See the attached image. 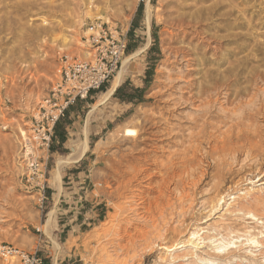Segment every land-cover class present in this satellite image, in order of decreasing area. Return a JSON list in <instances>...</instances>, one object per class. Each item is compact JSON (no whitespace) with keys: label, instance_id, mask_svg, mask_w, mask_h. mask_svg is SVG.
I'll use <instances>...</instances> for the list:
<instances>
[{"label":"rangeland","instance_id":"374dc122","mask_svg":"<svg viewBox=\"0 0 264 264\" xmlns=\"http://www.w3.org/2000/svg\"><path fill=\"white\" fill-rule=\"evenodd\" d=\"M263 1L0 0V244L47 264L50 254L69 264L73 246L93 264H264ZM200 9L209 18L197 24ZM102 23L135 46L108 87L120 71L119 85L143 87L154 65L146 101L112 97L66 114L64 150H37L40 189L21 131L56 83L60 56L89 58L85 38ZM72 217L92 218L56 235Z\"/></svg>","mask_w":264,"mask_h":264},{"label":"built area","instance_id":"2783aa9c","mask_svg":"<svg viewBox=\"0 0 264 264\" xmlns=\"http://www.w3.org/2000/svg\"><path fill=\"white\" fill-rule=\"evenodd\" d=\"M92 49L89 58L63 53L59 58L58 79L51 91L33 114L35 154L27 157L28 179L31 184L44 189L45 171L38 162L37 150H48L53 142L57 123L78 99H86L109 83L122 67L128 51L127 33L109 23L99 25L96 34L85 38ZM25 149V154H26ZM0 257L17 258L18 264H45L37 251L28 252L10 245L0 244Z\"/></svg>","mask_w":264,"mask_h":264},{"label":"trees","instance_id":"16d2710c","mask_svg":"<svg viewBox=\"0 0 264 264\" xmlns=\"http://www.w3.org/2000/svg\"><path fill=\"white\" fill-rule=\"evenodd\" d=\"M143 9H144V3L141 2L139 4L138 11H137L138 15H140L143 12ZM137 27H138V23L136 19H134V21L132 22L131 28L129 30L130 37L134 35V31ZM153 36H154L155 42L150 47V50H153L154 48H156L155 46H157L158 44V37L156 35H153ZM134 49H135V46L132 44H129L128 51L130 52V51H133ZM153 66L146 70L145 86L138 87V86H135L130 80H126L124 83L117 86L112 96L118 99L122 103L132 104L134 106L139 103L145 102L146 101L145 93L150 86L152 76L154 74ZM108 88H109L108 84H106L102 87L100 91L105 92L108 90ZM68 113L69 111L66 112L67 115ZM64 117L56 125L53 142L50 146V149L52 150V152L63 151L65 147V143L68 140V131L62 122L64 120ZM104 214H105V211L102 212V214L100 215V218H103Z\"/></svg>","mask_w":264,"mask_h":264},{"label":"bare ground","instance_id":"6f19581e","mask_svg":"<svg viewBox=\"0 0 264 264\" xmlns=\"http://www.w3.org/2000/svg\"><path fill=\"white\" fill-rule=\"evenodd\" d=\"M220 1V0H219ZM222 1V0H221ZM218 2V1H217ZM217 2H216V4H217ZM264 2V1H263ZM220 3V2H219ZM218 3V4H219ZM215 4V3H214ZM213 4V5H214ZM222 4V3H221ZM183 5H185V4H183ZM212 6V5H211ZM211 6H209L208 7V10H210L209 12H208V10L206 11V12H208V14L209 13H212L211 11L212 10H215V8L216 7H213L212 9L210 8ZM215 6V5H214ZM221 7V6H220ZM202 9V8H201ZM201 9L197 12V10L195 11L196 13H192L193 15H192V17H194V19L197 21V24L198 23H200V22H202L203 21V19L205 20V18H203L204 16H206V14L205 15H201ZM203 10V9H202ZM218 10V9H217ZM214 13V12H213ZM149 14V13H148ZM230 11L229 12H227V13H224V12H221V14H220V17L224 20V21H226V22H228L230 19ZM189 15V14H188ZM215 15V14H214ZM183 16H186L187 17V15L186 14H183L182 15V17ZM203 16V17H202ZM209 16H211V15H209ZM181 17V18H182ZM207 18L206 19H208L209 17L208 16H206ZM192 21V20H191ZM190 21V22H191ZM189 22V23H190ZM193 23V22H192ZM231 26H234V25H243V23L240 21V20H237L235 23H232V22H230L229 23ZM44 32V31H43ZM17 33V32H16ZM237 35H239V36H241V37H245L242 33H240V34H237ZM65 44V43H64ZM147 46V45H146ZM145 46V47H146ZM258 50V49H257ZM259 51V50H258ZM88 55V54H87ZM127 60V59H126ZM246 60V59H245ZM124 61V60H123ZM124 70V69H123ZM121 77H122V72L120 71L117 75H116V77L114 78V80H113V82H112V84L110 85V87L108 88V90L107 91H105V92H103V96L100 98V102H103V101H105V100H107V99H109L110 98V96L112 95V93L114 92V90L117 88V86L119 85V83H120V80H121ZM28 126H29V130H22L21 131V136H22V140H21V142H22V145H23V148L24 149H26V154H25V159L27 160V157H29V155H31V154H35L36 152H35V149L38 147V145L36 144V143H34V138L32 139V136H34L35 135V130H33V122L31 121V122H29L28 123ZM125 136H133V137H135V136H137V131L136 130H134V129H132V128H128V129H126V131H125ZM247 215L249 216V217H252V218H254V219H260V218H258L257 217V214H255L254 212H248L247 213ZM261 223L262 224H264V220H262L261 221ZM195 235V234H194ZM263 237V236H262ZM249 240H251L253 243H255V244H257V245H259V244H261V242L259 241V240H256L255 238H253V239H249ZM150 243V242H149ZM152 244H157V242L155 241V242H153V243H150V244H148L146 247H145V251H149L150 249H151V247H152ZM233 244H234V242H233ZM158 246H160L159 244H158ZM227 245H224L223 247H226ZM161 247V246H160ZM166 250H168V251H171L172 249L171 248H169V247H166V246H163ZM222 247V248H223ZM112 255V254H111ZM140 256H142V254L140 255ZM111 257V256H110ZM12 259H15V258H12Z\"/></svg>","mask_w":264,"mask_h":264},{"label":"crops","instance_id":"0c3cea01","mask_svg":"<svg viewBox=\"0 0 264 264\" xmlns=\"http://www.w3.org/2000/svg\"><path fill=\"white\" fill-rule=\"evenodd\" d=\"M101 93H103V92H101ZM113 93H112V95H113ZM112 95L110 98L113 97ZM98 96H99V92H94L90 96H88L86 99H78L76 101V103L73 104L68 109L69 113H70V111H72V113L77 114V117H78V115L80 114V111H83L85 108L90 107L91 104L101 105L104 102L99 103L100 97L97 99ZM90 101H92V102H90ZM91 218L92 217H86V220L83 219V220H80L81 222L80 221L75 222L76 217H72V218H69L68 220H66V223H64V224L57 221L56 225H53L54 231L56 228H58V230H60L59 233H56V235H58V236H61L62 233H65V232H67V234H69L71 230L72 231L75 230L76 226H79V228H80L81 225H83L87 222V219H91ZM88 223L91 224V221L89 220ZM60 228H62V229H60ZM72 235H74V234H72ZM67 241H69V238H67ZM66 255H69V256L76 255V258L74 260H72L69 264H77V263L78 264H93V263H91L88 254L84 251V248H82V247H80L79 249H76L74 246L70 249L68 248ZM47 257L50 258V264H61V262H59V259L58 260L55 259L54 255L51 256V254H50V256L48 255ZM45 264H47V262H45Z\"/></svg>","mask_w":264,"mask_h":264}]
</instances>
